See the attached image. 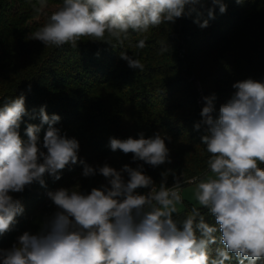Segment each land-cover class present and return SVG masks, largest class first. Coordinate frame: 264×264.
Returning <instances> with one entry per match:
<instances>
[{
  "label": "clouds",
  "instance_id": "obj_1",
  "mask_svg": "<svg viewBox=\"0 0 264 264\" xmlns=\"http://www.w3.org/2000/svg\"><path fill=\"white\" fill-rule=\"evenodd\" d=\"M204 2L63 0L31 39L45 46L76 48L80 38L88 37L115 48L113 41L122 44L130 32L144 33L193 13L194 23L204 29L215 19L217 6L220 14L227 11L224 0H211L208 19L202 20L204 13L197 5ZM44 7L46 0H40L37 11ZM145 39L136 47H146ZM168 50L167 46L161 49ZM119 56L129 68L144 70L140 59L126 51ZM232 87L236 91L220 106L218 116L214 115L215 94L203 97L202 119L194 125L197 131L203 126L201 141L209 154L210 174L186 181L183 173L177 176L169 169L161 173L158 189L143 164L156 168L172 163L166 145L170 136L156 133L145 138L141 132L138 139L110 137L113 152L131 153L133 162L143 164L135 168L125 164L119 170L107 163L93 167L79 159V141L55 126L59 115L50 116L41 106V124H27L25 140L19 131L23 117L34 119L37 113L28 112L23 93L4 103L0 107V235L10 231L25 210L10 193H22L33 182L46 188L45 173L60 180L62 170L79 162L84 177L100 174L107 183L90 193L64 187L48 191L58 210L37 234L25 231L11 248L0 249V264H231L233 259L238 264H264V82L249 78ZM42 125L47 129L41 142ZM169 174L174 179L170 187ZM184 183L195 184L199 207H192L180 227L173 215L180 213ZM200 208L207 209L214 224L206 222ZM217 243L222 247H216L213 255L210 246Z\"/></svg>",
  "mask_w": 264,
  "mask_h": 264
},
{
  "label": "trees",
  "instance_id": "obj_2",
  "mask_svg": "<svg viewBox=\"0 0 264 264\" xmlns=\"http://www.w3.org/2000/svg\"><path fill=\"white\" fill-rule=\"evenodd\" d=\"M62 3L46 0V7L37 11L40 0H0V107L23 93L28 112L37 113L34 119L23 117L21 137L27 139V124H41L38 112L46 106L50 116L61 117L55 126L79 141V159L93 167L107 163L119 170L125 164L133 168L143 164L133 162L131 153L113 152L109 138L138 139L141 132L149 138L160 133L171 137L166 145L172 163L156 168L143 164L155 187H159L161 173L169 169L177 176L183 173L186 181L202 177L208 171L209 154L201 141L203 126L199 131L194 129L202 119L198 99L215 94L214 115L218 116L220 106L236 91L234 83L249 78L264 82V0H244L242 4L224 0L226 13L220 14L217 6L215 19L209 20L207 28L194 23L193 13L144 33L130 32L122 44L113 41L115 48L88 37L80 38L76 48L70 44L45 46L31 39ZM209 7L211 0L197 5L204 13L202 20L208 19ZM140 39H145L143 49L136 47ZM164 46L169 50L162 52ZM120 51L140 59L144 70L129 68ZM46 129L47 125L41 126V142ZM82 170L78 162L62 170L60 180L45 173L46 188L33 182L22 193H10L25 210L10 231L0 235V249L11 248L25 231L37 234L42 223L58 210L48 191L64 187L90 193L107 183L100 174L84 177ZM173 183L169 174L167 186ZM192 207L188 204L186 211L173 215L178 226L182 227ZM200 211L207 223H215L207 209ZM216 235L219 238L220 233ZM216 247L222 245L210 246L213 255ZM231 264L238 262L233 259Z\"/></svg>",
  "mask_w": 264,
  "mask_h": 264
},
{
  "label": "rangeland",
  "instance_id": "obj_3",
  "mask_svg": "<svg viewBox=\"0 0 264 264\" xmlns=\"http://www.w3.org/2000/svg\"><path fill=\"white\" fill-rule=\"evenodd\" d=\"M197 86L199 87V90L201 91L202 87H201L200 82H197ZM206 173H209V170ZM194 190H195L194 183H188L186 186L181 188V196L183 199V203L178 205V208L180 209V213L186 211L188 204L199 207V205L196 203L195 198H194Z\"/></svg>",
  "mask_w": 264,
  "mask_h": 264
},
{
  "label": "built area",
  "instance_id": "obj_4",
  "mask_svg": "<svg viewBox=\"0 0 264 264\" xmlns=\"http://www.w3.org/2000/svg\"><path fill=\"white\" fill-rule=\"evenodd\" d=\"M198 89H199V87H198ZM200 93L202 94L201 91H200ZM198 104H199L200 108L202 109L203 106H204V101H203L202 97H200V98L198 99Z\"/></svg>",
  "mask_w": 264,
  "mask_h": 264
}]
</instances>
